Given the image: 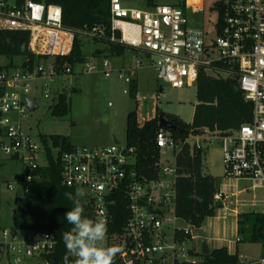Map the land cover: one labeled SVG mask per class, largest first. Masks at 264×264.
I'll use <instances>...</instances> for the list:
<instances>
[{
    "label": "built area",
    "instance_id": "built-area-1",
    "mask_svg": "<svg viewBox=\"0 0 264 264\" xmlns=\"http://www.w3.org/2000/svg\"><path fill=\"white\" fill-rule=\"evenodd\" d=\"M182 2L184 7L177 2H156L137 8L110 0L108 34L100 25L88 33L142 52L157 79L174 88L196 84L200 72L236 78L244 99L252 105L251 121L225 134L199 132L186 139L196 149H204L202 141H211L214 136L221 143L223 180L213 200L219 205L217 209L225 211L229 196L264 188V0H215L211 32L190 25L187 10L192 4ZM0 30L27 32L29 52L41 58L29 68L23 61L7 67L8 61L4 63L0 57V161H20L23 172L13 182L5 176L4 167L0 168L1 201L3 190L12 191L14 186L22 189L41 166L40 147L22 131L20 118L28 111L25 99L36 101L33 91L44 99L55 95L56 101L58 93L67 88L62 80L73 69L58 67L55 59L71 53L75 32L62 24L58 5L33 0H0ZM141 65L136 61L134 67L121 68L118 78L129 85ZM101 66L108 77V60L103 59ZM94 69L95 65H86L84 71ZM154 140L159 150H179L166 129L159 128ZM59 159L62 184L85 192L79 199L89 207L93 221L111 224L114 194H123L129 217L122 233L106 236L121 249L125 264H205L201 248L195 247L197 229L174 213L175 162L174 167L163 168L165 175H173L172 180H161L158 172L155 180L146 181L133 169V150L119 143L101 148L74 146ZM240 180L253 184L233 191ZM258 202L253 196L250 205ZM236 204L241 202L236 200ZM232 212L240 214L236 209ZM179 220L183 225L176 224ZM56 246L52 232L0 226V264H15L17 259L21 264H52L48 257ZM246 264H264V248L257 259Z\"/></svg>",
    "mask_w": 264,
    "mask_h": 264
},
{
    "label": "trees",
    "instance_id": "trees-1",
    "mask_svg": "<svg viewBox=\"0 0 264 264\" xmlns=\"http://www.w3.org/2000/svg\"><path fill=\"white\" fill-rule=\"evenodd\" d=\"M46 4H55L61 8L62 24L75 32V40L71 53L64 58H56L58 67L73 66L86 61L88 58L107 56H121L126 46L110 43L108 38L91 36L88 30L94 26H102L106 35L109 32V3L110 0H33ZM156 0H145V6L151 7ZM178 6L184 7L182 0ZM28 33L25 31L0 30V57L5 58L12 67L16 58L23 61V66L33 67L41 58L31 54L28 50ZM101 43L103 49L91 47V43ZM25 62V64H24ZM74 89V88H72ZM75 90V89H74ZM61 90L50 111L57 117H62L70 111V101ZM138 85L134 77L129 84V94L135 99L136 106L129 111L125 123L126 147L133 150V169L141 180H155L159 172L160 150L155 144V133L158 126L157 115L139 118ZM196 101L191 122L183 121L178 115L161 112L174 127L171 136L179 145L174 153L175 179H174V213L176 217L200 228L207 217H212L219 207L213 200L218 190L216 178L202 172V159L204 149L190 146L186 139L191 134L199 132L225 134L237 130L241 125L249 123L252 115V105L243 97L236 78L232 76L213 77L200 72L196 81ZM45 145L46 164L39 166L33 172L32 180L21 190L22 203L13 209V227L17 229L38 230L52 232L57 240L54 254L48 257L52 264H64L68 255L69 264H75L76 257L67 253L63 234L71 231L72 225L65 219V213L74 207L72 201L65 197L66 192L75 195L76 189L67 187L61 182V164L59 156L70 151L74 145L68 136L49 135L41 136ZM50 144L57 149L54 156ZM5 161H0L3 168ZM116 202L112 208L113 222L107 225L106 235L122 233V229L129 217L126 201L121 193L114 194ZM113 197V198H114ZM83 215L92 218L89 207L82 203ZM237 221V232L243 231V225L250 222L249 239L251 242L264 245V214L243 213ZM240 240L238 239L237 242ZM205 264H246L240 260L237 252L230 253L226 247L213 248L209 255H204ZM114 264H125L120 254L114 258Z\"/></svg>",
    "mask_w": 264,
    "mask_h": 264
},
{
    "label": "rangeland",
    "instance_id": "rangeland-1",
    "mask_svg": "<svg viewBox=\"0 0 264 264\" xmlns=\"http://www.w3.org/2000/svg\"><path fill=\"white\" fill-rule=\"evenodd\" d=\"M121 1L127 6L145 7V0ZM178 1L180 0H156L158 4H173ZM189 2L192 4L188 5L187 10L190 25L211 32L216 17L215 12L211 9L215 0H189ZM91 47L101 50L104 45L92 42ZM118 57L108 59L110 65L108 77H105L102 72V59L99 60L100 65L97 63L98 60L88 58L86 61L73 66L72 73L62 80L67 86L65 93L70 101V111L65 116L57 117L50 111V107L55 102L53 100L55 95L49 99H44L36 91L32 92L39 108L33 112L25 111L20 120L22 131L31 135L40 147L39 164L43 165L47 162L45 145L41 136L65 135L69 137L74 146L101 148L112 145L114 139L121 146L125 145L126 116L129 111L135 108L136 103L129 94V85L118 78V70L114 69L118 64H122L126 69L134 67L136 61L142 63L136 70L138 111L141 120L155 114V111H157L156 114L161 111L178 115L183 121L191 122L194 106L197 103L196 84L174 88L168 83L158 80L154 69L150 66L149 58L142 52L130 47H126L123 55ZM1 61L5 63L6 59L1 58ZM19 62V58L14 60V63L19 64ZM86 65H95L96 69L85 72ZM124 89L128 93H124ZM202 144H205L202 172L216 178L219 185L223 180L221 143L214 136L211 141L203 140ZM50 149L52 154L56 156L57 149L51 144ZM159 167L161 180L173 179L172 174L165 175L163 172L165 167H174L172 149H160ZM3 169L5 176L13 182L20 179L23 173L21 162L17 160L6 161ZM252 184L250 180H240L237 181L236 188L232 190H242L245 187H251ZM21 190V188L17 189L16 186L12 191L3 190L0 201V226L13 227L12 211L22 203ZM226 190L230 191L231 189ZM15 192H17V198H15ZM253 196L259 201L255 206L250 205ZM236 200L241 202L239 206L236 204ZM226 205L227 210L216 209L214 216L207 217L201 227L195 230L199 237L195 241V247L201 248V241L205 239L209 249H213L216 247V242H212L211 238L217 233L222 235L226 232L227 236H225L234 240L233 245L230 246L232 251L237 252L243 262L249 263L260 256L264 245L250 241V222H246L243 225V231L238 233L237 221L240 218L239 215L243 213L264 214V188H249L248 191L240 192L236 196H229ZM232 209H236L240 214H233ZM176 224L183 225V221L179 220ZM225 228H228L227 231H223ZM238 239L239 242H237ZM115 244L107 236L102 242L104 247H116Z\"/></svg>",
    "mask_w": 264,
    "mask_h": 264
},
{
    "label": "clouds",
    "instance_id": "clouds-1",
    "mask_svg": "<svg viewBox=\"0 0 264 264\" xmlns=\"http://www.w3.org/2000/svg\"><path fill=\"white\" fill-rule=\"evenodd\" d=\"M82 189H77L75 195L66 192L65 197L72 201L74 207L65 213V219L72 225L71 231L63 234V241L67 253L76 257L75 264H114V258L121 249L119 247H104L107 226L104 220L93 221L83 215L84 209L80 203V197L84 196ZM15 264H21L17 259ZM64 264H69L68 255L64 258Z\"/></svg>",
    "mask_w": 264,
    "mask_h": 264
},
{
    "label": "water",
    "instance_id": "water-1",
    "mask_svg": "<svg viewBox=\"0 0 264 264\" xmlns=\"http://www.w3.org/2000/svg\"><path fill=\"white\" fill-rule=\"evenodd\" d=\"M25 103L27 105L29 112H33L39 108V104L36 101L31 100L30 98H26ZM157 120H158V126L160 128L171 130L174 127L172 124L169 123V121L166 118L163 117V115L160 111L157 113ZM114 144H118V141L116 139H114ZM210 250L211 249H209L206 240L202 239V241H201V253L203 255H209Z\"/></svg>",
    "mask_w": 264,
    "mask_h": 264
},
{
    "label": "crops",
    "instance_id": "crops-1",
    "mask_svg": "<svg viewBox=\"0 0 264 264\" xmlns=\"http://www.w3.org/2000/svg\"><path fill=\"white\" fill-rule=\"evenodd\" d=\"M113 57H116V56H107L106 54H104V55H102L101 57H94V58H92V59H94V60H98L97 61V63H98V65H100V62H99V60H103V59H111V58H113ZM119 58V57H118ZM118 64V63H117ZM121 68H124L123 67V65L122 64H118V65H116L115 67H114V69H117V70H120ZM135 78H136V80H137V85H138V79H137V74H135ZM62 83H63V81H62ZM156 112L157 111H155V114H153V115H150V116H147V117H151V116H155V115H157L156 114ZM138 113H139V111H138ZM146 118V117H145ZM141 120V119H140ZM144 119H142L141 121H143ZM226 229V230H225ZM223 231H227V229L228 228H225ZM235 231H236V229H235ZM226 232L224 233V234H222V235H219V233H217V235L216 236H214V237H212L211 238V240H212V242H216V247H214V248H219V247H226L227 248V250L230 252V253H233V251H232V247H230L231 245H233V242H234V240L233 239H230V237L229 238H227L226 236ZM218 243V244H217Z\"/></svg>",
    "mask_w": 264,
    "mask_h": 264
}]
</instances>
